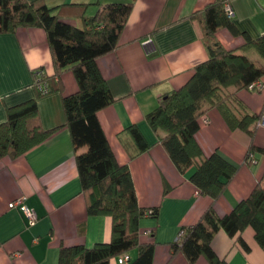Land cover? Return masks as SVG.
Segmentation results:
<instances>
[{
	"label": "crops",
	"instance_id": "0c3cea01",
	"mask_svg": "<svg viewBox=\"0 0 264 264\" xmlns=\"http://www.w3.org/2000/svg\"><path fill=\"white\" fill-rule=\"evenodd\" d=\"M109 1L113 0H46L50 6L89 3L87 14ZM211 1L134 0L120 46L98 59L115 97L113 103L99 110V120L117 160L129 165L139 204L158 206V214L145 216L140 222V241L156 243L152 264H190L181 252L171 257V242L177 239L183 226L195 223L213 205V199L200 193L189 178L195 166L181 172L159 142L161 130H153L145 118L163 94L183 86L196 65L208 57L202 24L195 15ZM225 1L234 10L233 21L239 33L220 28L217 39L227 49L263 61L261 56L255 58V49L247 44V37L257 39L264 34V0ZM71 13L72 8L65 18L75 22ZM46 39L42 27H20L16 32L0 33V122L6 119V106L35 95L33 68L41 67L49 75L54 72ZM62 82L63 92L55 90L38 99L46 128L65 123L63 95L77 88L71 70L62 74ZM228 91L243 101L245 107L238 104L242 112L263 111L264 90H237L230 86ZM131 124L141 129L151 145L134 156L135 145L128 130ZM196 139L205 154L217 150L239 166L223 194L214 201L218 214L231 212L259 180L264 187V126L257 125L252 135L239 128L231 129L219 110L212 108L207 111ZM251 143L262 150L255 152L257 162L248 165L245 156ZM20 197L35 210V224H29L27 214L19 206H9ZM87 202L67 126L26 154L0 159V264H58L62 242H84L91 247L110 240L111 219L102 214H88ZM243 236L251 247L249 252L235 244L224 229L214 235L211 246L229 264H264V248L256 241L255 230L249 226ZM109 264L129 262L119 263L116 257ZM195 264L209 262L200 257Z\"/></svg>",
	"mask_w": 264,
	"mask_h": 264
},
{
	"label": "trees",
	"instance_id": "16d2710c",
	"mask_svg": "<svg viewBox=\"0 0 264 264\" xmlns=\"http://www.w3.org/2000/svg\"><path fill=\"white\" fill-rule=\"evenodd\" d=\"M88 4L72 2L50 6L46 0H0V33L16 32L20 27H42L54 65L51 75H40L38 72L42 68H33L35 95L6 106V119L0 122V159L26 154L67 126L81 187L88 201L87 212L108 216L112 222V236L91 247L84 242H62L58 264H109L111 259L126 252L133 254L129 264H152L156 243L155 240L140 241V222L145 216L158 214V206L139 204L129 165L117 160L98 116L99 110L115 101L98 59L120 46L134 0L106 2L92 14H87ZM225 4V0H213L196 13L195 17L202 24L208 57L196 65L183 86L163 94L154 108L145 114L151 128L161 130L159 142L177 168L185 172L194 165L189 176L191 182L200 193L213 199V205L195 223L183 226L177 239L171 242V257L181 252L190 264H195L200 257L207 259L209 264H229L211 246L220 229L249 252L251 247L243 232L250 226L255 230L256 241L264 248V187L260 180L231 212L218 214L214 201L223 194L239 166L217 150L205 154L196 139L209 109L219 110L231 129L239 128L249 135L253 134L263 112L245 110L238 116L229 106L235 94L230 93L228 87L250 89L252 83L264 76V34L257 39L247 37V44L257 50L263 61L255 60L248 53L225 48L216 37L218 29L225 27L239 33ZM71 8L75 22L65 18ZM149 54L152 56L153 52ZM67 70L73 72L77 88L63 95L65 123L46 128L41 120L38 99L55 90L63 92L62 74ZM261 82L264 83L263 79ZM234 99L245 107L242 100ZM128 130L135 145L133 156L150 148L136 124H131ZM82 147L86 149L80 151ZM261 150L251 143L245 162L248 165L256 163L255 152ZM20 204L28 206L24 201ZM17 206L21 208V205ZM149 210L152 212L147 215Z\"/></svg>",
	"mask_w": 264,
	"mask_h": 264
},
{
	"label": "built area",
	"instance_id": "2783aa9c",
	"mask_svg": "<svg viewBox=\"0 0 264 264\" xmlns=\"http://www.w3.org/2000/svg\"><path fill=\"white\" fill-rule=\"evenodd\" d=\"M225 8H226V11L227 13L230 15V16H233L234 15V10L232 8L231 5L229 4H225ZM149 44V42H147V45ZM149 50L152 51L153 50V47H151L150 45L148 46ZM40 72H38L40 75H44L45 74V71L43 69H40L39 70ZM258 85L261 86V85H264L263 82H261V80L258 81ZM257 125H261V126H264V110L260 116V118L258 119V122H257ZM24 199L23 197L22 198H18L16 200H13L9 203V206L10 207H13L15 205H21V208L22 210L27 214V216L29 217V220H30V224L33 225L35 222H36V219H37V214L35 212V210L31 209L30 207L26 206V205H23V204H20L21 202H23ZM152 212V210H149L146 214L149 215L150 213ZM131 260V255L126 252L122 255H119L117 256V261L119 263H126V262H129Z\"/></svg>",
	"mask_w": 264,
	"mask_h": 264
},
{
	"label": "rangeland",
	"instance_id": "374dc122",
	"mask_svg": "<svg viewBox=\"0 0 264 264\" xmlns=\"http://www.w3.org/2000/svg\"><path fill=\"white\" fill-rule=\"evenodd\" d=\"M255 49V48H254ZM255 51V58H260V54L257 52V50L255 49L254 50ZM250 54H252V53H250ZM253 56V55H252ZM254 57V56H253ZM72 74H73V72H72ZM258 81H255L254 83H252L251 85H250V89L251 90H264V85H261V86H259L258 85ZM234 98H236V97H234ZM233 98V99H234ZM229 106L233 109V111L239 116V115H241V114H244V112H242L241 110H240V108H239V105H238V102L234 99V101H230L229 102ZM20 198H22V197H20ZM16 200V199H15Z\"/></svg>",
	"mask_w": 264,
	"mask_h": 264
},
{
	"label": "bare ground",
	"instance_id": "6f19581e",
	"mask_svg": "<svg viewBox=\"0 0 264 264\" xmlns=\"http://www.w3.org/2000/svg\"><path fill=\"white\" fill-rule=\"evenodd\" d=\"M226 9V8H225Z\"/></svg>",
	"mask_w": 264,
	"mask_h": 264
}]
</instances>
